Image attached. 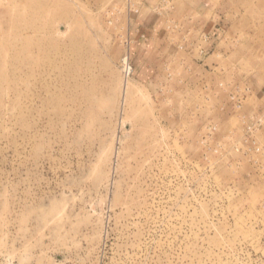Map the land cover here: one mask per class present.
I'll use <instances>...</instances> for the list:
<instances>
[{
    "label": "rangeland",
    "instance_id": "rangeland-1",
    "mask_svg": "<svg viewBox=\"0 0 264 264\" xmlns=\"http://www.w3.org/2000/svg\"><path fill=\"white\" fill-rule=\"evenodd\" d=\"M0 264H264V0H0Z\"/></svg>",
    "mask_w": 264,
    "mask_h": 264
},
{
    "label": "built area",
    "instance_id": "built-area-1",
    "mask_svg": "<svg viewBox=\"0 0 264 264\" xmlns=\"http://www.w3.org/2000/svg\"><path fill=\"white\" fill-rule=\"evenodd\" d=\"M126 1L131 3V0H126ZM122 73L126 81L132 77L133 67L130 62V56H126L122 61Z\"/></svg>",
    "mask_w": 264,
    "mask_h": 264
}]
</instances>
